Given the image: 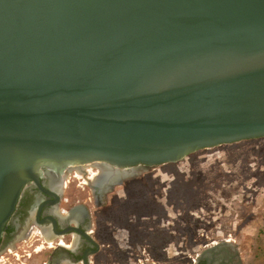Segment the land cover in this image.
Segmentation results:
<instances>
[{
  "label": "water",
  "instance_id": "1",
  "mask_svg": "<svg viewBox=\"0 0 264 264\" xmlns=\"http://www.w3.org/2000/svg\"><path fill=\"white\" fill-rule=\"evenodd\" d=\"M259 138L264 0H0V237L42 168Z\"/></svg>",
  "mask_w": 264,
  "mask_h": 264
},
{
  "label": "rangeland",
  "instance_id": "2",
  "mask_svg": "<svg viewBox=\"0 0 264 264\" xmlns=\"http://www.w3.org/2000/svg\"><path fill=\"white\" fill-rule=\"evenodd\" d=\"M137 169L97 208L91 191L80 193L65 176L70 200L91 199L102 250L94 264H193L206 246L225 240L242 264H264V138ZM96 172L75 173V182L88 184L86 177Z\"/></svg>",
  "mask_w": 264,
  "mask_h": 264
},
{
  "label": "flooded vegetation",
  "instance_id": "3",
  "mask_svg": "<svg viewBox=\"0 0 264 264\" xmlns=\"http://www.w3.org/2000/svg\"><path fill=\"white\" fill-rule=\"evenodd\" d=\"M135 168L146 167H133L126 171ZM66 175L73 178L74 188L80 193L89 195L91 191L93 207L104 205L103 199L109 191L101 196L99 188L76 183L78 179L74 171L57 173L42 168L39 186L31 182L23 188L15 210L2 231L0 264H27L32 259H36L38 264H94L91 259L102 250L96 237V223L87 205L91 199L70 200L67 197L69 187ZM224 242L227 246L201 258L203 252L218 243L206 246L193 264H242L239 253L229 251V241Z\"/></svg>",
  "mask_w": 264,
  "mask_h": 264
},
{
  "label": "bare ground",
  "instance_id": "4",
  "mask_svg": "<svg viewBox=\"0 0 264 264\" xmlns=\"http://www.w3.org/2000/svg\"><path fill=\"white\" fill-rule=\"evenodd\" d=\"M95 169L97 172L92 174L91 177H86L87 183L92 187H97L96 189L102 190L100 195L109 191L112 186L120 183L124 179L134 175L135 173H139L140 171L136 168L131 171H122L118 169H113L108 164L102 162H92L88 164L78 165V166H70L68 168V172L74 171L77 174V177H82L87 174H91V171ZM107 185V186H106ZM99 195V196H100Z\"/></svg>",
  "mask_w": 264,
  "mask_h": 264
}]
</instances>
